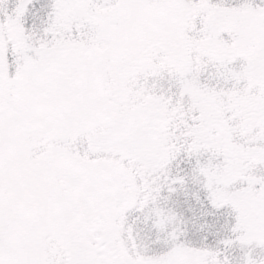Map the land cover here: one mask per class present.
I'll return each mask as SVG.
<instances>
[{
    "label": "snow or ice",
    "instance_id": "6c2138e0",
    "mask_svg": "<svg viewBox=\"0 0 264 264\" xmlns=\"http://www.w3.org/2000/svg\"><path fill=\"white\" fill-rule=\"evenodd\" d=\"M0 264H264V0H0Z\"/></svg>",
    "mask_w": 264,
    "mask_h": 264
}]
</instances>
